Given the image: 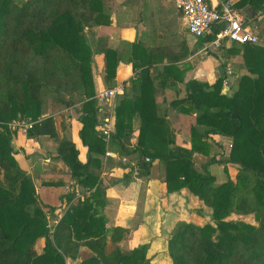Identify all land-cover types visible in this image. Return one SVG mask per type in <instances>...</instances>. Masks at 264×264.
<instances>
[{"label":"trees","instance_id":"1","mask_svg":"<svg viewBox=\"0 0 264 264\" xmlns=\"http://www.w3.org/2000/svg\"><path fill=\"white\" fill-rule=\"evenodd\" d=\"M234 6L245 14L246 23L262 16L257 25L262 42L221 48L239 55L246 68L232 94L222 93L223 77L212 84L190 79L186 96L167 103L195 114L191 144L185 147L166 119L169 110H162L158 101L164 88L182 77L172 75L173 64L154 67L156 52L135 43L129 54L122 45L106 51L110 87L116 84L120 62H132L136 71L129 89L117 98L115 133L107 142L101 131L106 110L95 98L98 89L86 38L93 21L104 22L101 0H0V264H67L80 258L82 246L91 253L78 264H155L148 257V244L130 251L119 244L129 229L110 231L105 225L107 185L101 174L103 157L113 143L122 156L137 162L139 176H148L154 161H161L169 192L187 187L212 208L211 222H176L167 264H264V0H236ZM215 36L211 32L198 38L197 46ZM46 93L52 99L50 113L44 116ZM79 101L86 162L79 158L71 123L59 116ZM27 118L35 121L27 138L61 137L56 159L67 166L71 189L61 195L69 205L54 226L49 225L34 177L20 166L11 145L16 133L10 124ZM213 134L231 137V147L220 159L211 155L200 170L194 152L209 155ZM213 164L224 166L225 180H217ZM43 184L60 186L66 181ZM251 213L257 225L228 218ZM40 238L44 247L37 252Z\"/></svg>","mask_w":264,"mask_h":264},{"label":"crops","instance_id":"2","mask_svg":"<svg viewBox=\"0 0 264 264\" xmlns=\"http://www.w3.org/2000/svg\"><path fill=\"white\" fill-rule=\"evenodd\" d=\"M212 1L218 2V0ZM101 2L105 14L100 18L110 23L93 21L86 30L98 91L110 87L106 74L107 49L122 45L129 54L132 44L135 43L150 51L153 50L156 52L154 58L158 61L154 67L173 64L176 67L172 75L182 77V80H177L175 85L164 88L158 95V101L162 110H169L166 119L175 129L180 144L189 147L190 127L195 120V114H185L175 106L168 107L167 103L186 96L185 84L190 79L212 84L219 77L224 78L226 62L232 63L234 75L231 77L233 82L229 90L226 91L223 87L222 93L232 94L236 84L235 79L246 72L241 57L223 49L206 53L201 46H197L198 39L188 31L187 23L182 12L176 7L175 0H101ZM261 19L262 16H259L258 20ZM239 45L227 43L224 47L233 48ZM186 51L188 53L185 55ZM185 66L189 69L181 72L180 70ZM135 72L132 62H120L115 86L124 85L125 93L130 87V79L135 76ZM170 82L173 83V80L171 79ZM82 107L83 102L79 101L59 113V116L62 120L64 115L67 122L71 123L72 138L79 149V158L82 162H86L88 147L83 144L79 135L82 128V123L79 121ZM44 112L46 116L50 110ZM138 133L136 129L135 134ZM60 140L61 137L52 139L47 136L27 138L26 135L18 133L11 141L20 166L31 174L37 183L39 200L47 210V218L51 226H54L58 214L64 212L63 210L69 205L67 202H62L61 195L70 192L71 189L68 186L70 176L67 166L56 159ZM208 141L213 144L212 153L218 152V154H226L232 144L231 137L217 134L209 136ZM108 152L110 154L103 157L101 174L107 185V200L102 210L106 227L110 231L115 227L129 229L119 243L126 251L148 244V257L153 263H170L168 240L176 222L180 219L199 225L211 222L212 208L187 187L169 192L165 181V165L161 161H154L148 176H134L129 174L132 171L130 166L126 167L119 163L118 158L121 153L117 143L110 144ZM193 158L196 167H200L201 170L209 160L206 154L198 151L194 152ZM213 167L215 166H211V170ZM223 167L220 165V168ZM53 179L66 181V184L60 186L43 184V181ZM201 214L207 215L205 222L201 221L203 218ZM90 253L91 250L87 246H82L80 258L69 260L67 264H78Z\"/></svg>","mask_w":264,"mask_h":264},{"label":"built area","instance_id":"3","mask_svg":"<svg viewBox=\"0 0 264 264\" xmlns=\"http://www.w3.org/2000/svg\"><path fill=\"white\" fill-rule=\"evenodd\" d=\"M234 2L235 0H218L216 3L212 0H175V5L182 12L188 31L197 39L216 32L214 39L203 41L201 48L205 52L218 51L227 43L260 44L262 41L257 28L247 26L245 14L235 8ZM225 69L223 87L228 91L231 77L234 75L232 63L226 62ZM124 90V85H116L99 90L95 96L98 105L105 106L106 114L102 117L101 131L108 143L115 133L116 99L124 93ZM34 124V120L27 118L11 123L10 127L17 134L27 135ZM106 154L110 153L107 151ZM118 161L130 165L134 176H139V168L135 160L121 155ZM146 161H150V158L147 157ZM62 216L63 212H60L54 225Z\"/></svg>","mask_w":264,"mask_h":264},{"label":"rangeland","instance_id":"4","mask_svg":"<svg viewBox=\"0 0 264 264\" xmlns=\"http://www.w3.org/2000/svg\"><path fill=\"white\" fill-rule=\"evenodd\" d=\"M262 23V21L261 20H253V21H251L250 23H247V26H249V27H255L256 25H258V24H261ZM206 53H208V52H206ZM210 53V52H209ZM236 79H235V83H236ZM232 82L233 81H231V83H230V86H231V84H232ZM236 85V84H235ZM51 99H52V97L48 94V93H46L45 94V96H44V111H48V109L50 110V103H51ZM17 134V133H16ZM15 134V135H16ZM14 135V136H15ZM212 146H213V144H212ZM231 147V146H230ZM212 149H210V151H211ZM217 151V150H216ZM213 154H217V158H222L223 157V155H226V154H222V153H220V154H218V152L217 153H212V151L210 152V154L209 155H207L208 157H209V159L211 158V155H213ZM219 155V156H218ZM17 159V158H16ZM212 166H215V167H213V172L216 174V176H217V180L218 181H223V180H225V177H226V175H225V173H224V170H223V168H220V164L218 165V164H213ZM200 167H198V169H199ZM201 170V169H200ZM231 171H232V173L234 174L235 173V171H236V169L235 168H232L231 169ZM39 196V195H38ZM43 205V204H42ZM44 207V206H43ZM45 208V207H44ZM46 209V208H45ZM201 216L203 217L202 218V222H205L206 221V216L207 215H205V214H201ZM229 219H232V220H243V221H245V222H247V223H251V224H253V225H257V221H256V219H255V215H254V213H251V214H232L230 217H228ZM49 222V221H48ZM43 247H44V239L43 238H40L38 241H37V243H36V245H35V249H36V251L37 252H41L42 250H43Z\"/></svg>","mask_w":264,"mask_h":264}]
</instances>
